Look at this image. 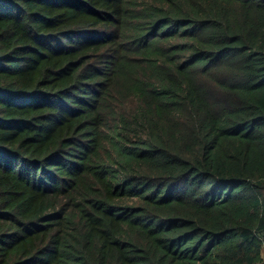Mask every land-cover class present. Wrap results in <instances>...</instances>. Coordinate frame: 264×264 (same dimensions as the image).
I'll return each instance as SVG.
<instances>
[{
  "label": "trees",
  "instance_id": "trees-1",
  "mask_svg": "<svg viewBox=\"0 0 264 264\" xmlns=\"http://www.w3.org/2000/svg\"><path fill=\"white\" fill-rule=\"evenodd\" d=\"M264 0H0V264H258Z\"/></svg>",
  "mask_w": 264,
  "mask_h": 264
},
{
  "label": "built area",
  "instance_id": "built-area-1",
  "mask_svg": "<svg viewBox=\"0 0 264 264\" xmlns=\"http://www.w3.org/2000/svg\"><path fill=\"white\" fill-rule=\"evenodd\" d=\"M262 248L263 251H262L261 261L258 264H264V243H262Z\"/></svg>",
  "mask_w": 264,
  "mask_h": 264
}]
</instances>
